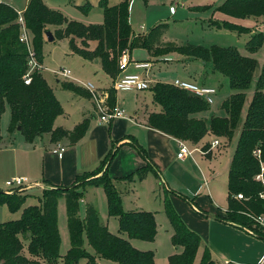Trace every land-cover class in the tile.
<instances>
[{
	"label": "trees",
	"instance_id": "trees-1",
	"mask_svg": "<svg viewBox=\"0 0 264 264\" xmlns=\"http://www.w3.org/2000/svg\"><path fill=\"white\" fill-rule=\"evenodd\" d=\"M103 8L102 23H83L68 19L61 11L52 9L43 0H29L24 17L34 34V46L38 59L43 62V43L48 26H55L56 38H68L72 52L87 60L99 58L102 69L112 78L120 73L119 59L126 49L131 50L137 43L133 37L130 23V0L109 5L100 0ZM87 11L88 4L83 5ZM86 7V8H85ZM218 10L236 18L251 16L264 18V0H225ZM17 10L6 1L0 0V139L2 115L8 106L10 122L8 131L14 132L21 126L25 140L33 143L44 134H50L52 141L67 139L70 145L76 144L86 133L89 120L86 118L72 130L55 127L56 118L64 112L42 72L34 71L29 84L24 76L28 70L27 49L19 40ZM218 24V23H217ZM225 26L247 27L232 22ZM170 24L156 23L146 34L142 46L153 55L161 56L177 52L203 62L211 63L213 69L228 79L231 93L223 102L224 116H213L210 120L195 116L207 111L209 103L167 82H156L151 86L153 101L159 111L149 114L147 125L178 139L198 143L207 134L225 137L229 141L235 135L241 120L246 101V90L250 87L258 66L255 57L243 55L233 46H204L187 42L178 44L173 41L162 42L163 35ZM96 42L95 46L92 43ZM264 42L263 32L251 35L247 41L250 53H256ZM79 94L90 95L87 90L73 82L63 85ZM116 91L109 89L108 102L115 106ZM137 150L147 157L145 150L132 141ZM210 144L203 146V150ZM260 149V155L254 151ZM110 154L94 170L78 175L74 184L68 187L51 186L43 190L40 203L24 206L27 194L19 191L7 193L0 190V204H7L12 211L22 209V217L0 222V264H51L62 258L64 264H77L83 258L87 264H100L97 257L113 261L115 264H156L155 253L151 250L136 248L130 239L154 241L157 235V221L152 211H125L122 197L108 175V165L113 157ZM264 162V67L258 76L254 94L240 130L235 151L228 171V206L225 215L217 218L246 228L251 233L264 238V225L256 221L264 216V185L256 179ZM148 172L159 177L158 171L150 166L139 168L135 173L122 177L133 180L142 179ZM101 173V174H100ZM87 186H102L107 194L108 214L116 216L119 232L112 233L108 226L101 223L96 208L89 204L85 219L79 216L80 201ZM238 194L244 197L237 198ZM61 196L66 198L68 227L72 246L62 257L60 254L61 237L57 224V205ZM183 199L188 200L186 195ZM165 211L173 227L172 243L182 250L169 256V264H194L202 246L201 235L190 228L174 208L170 198H165ZM84 233L95 250L91 253L84 247ZM24 240L27 241L30 257L24 253ZM199 264H220L216 261L208 245H204ZM227 264H242L229 262Z\"/></svg>",
	"mask_w": 264,
	"mask_h": 264
},
{
	"label": "rangeland",
	"instance_id": "rangeland-1",
	"mask_svg": "<svg viewBox=\"0 0 264 264\" xmlns=\"http://www.w3.org/2000/svg\"><path fill=\"white\" fill-rule=\"evenodd\" d=\"M8 1L12 2L19 11L23 10L28 3V0ZM43 1L47 6L52 9L61 11L68 19L71 20H78L86 24L102 23L104 21L103 8L99 5L100 0ZM107 1L109 5H114L119 3L121 0ZM224 1L225 0H130V23L133 28L134 34L138 36V38L134 37L138 41L134 46V51L132 52L133 58L146 57L148 55L147 49L142 46L141 40L144 39V37L141 36H144L156 23L159 22H166L170 24L168 31L162 37V41L164 42L173 41L178 44H185L187 42H190L204 46H233L236 47L240 51V53L248 56L249 51L246 45L247 41L251 37L249 33L250 31H241L238 28L228 27L224 25V22L226 21L223 17L226 16L221 14V12L218 10V7ZM87 4L90 6L88 8V11L84 9V7H82L83 5L87 6ZM171 6L174 7L175 11L177 12L176 14L170 13ZM246 19H248V21H240L237 25L240 24V26L243 27L246 26L247 28H256L258 31L263 32L264 34V18L247 17ZM48 27L53 33L55 26ZM170 54L175 56L179 55L180 53L178 54L174 52ZM183 55L184 54H182V56ZM251 56L257 59L258 66L254 73L252 83L246 90L247 97L243 107L244 110L241 116V120L238 124L235 135L232 140H230L229 144L226 143L227 141L225 142L222 140V143L227 144V146L225 147L221 143H219L221 144V147L217 148V150L221 151H213V153L217 154L216 156L212 157L214 160V167L211 166V168L212 170L214 169L215 177L211 182L210 187L212 198L214 199L215 204L219 206L218 209L226 208L228 203L227 185L229 163L239 139L240 130L248 110L249 101L253 96V91L255 90L258 76L261 73L262 68L264 67V42L258 52L253 55L251 53ZM150 59L153 61V67L149 68L152 83L160 81L172 84L174 80L178 78L181 80L188 79L198 84L199 81L202 82L201 78L203 74L209 73V77H206V83L215 86L214 88H216L218 92L211 97V100L209 101V109L204 113L207 120H210L213 116L222 115L224 111L221 107L222 101L231 93L236 92L234 89L230 88L227 78L222 74L218 73L216 76H210V71L208 70V68L204 69V67L202 66V60L200 59L192 57L191 59L186 60L184 63H180L177 60L173 62H165L154 57H150ZM42 65L43 69L41 68L38 71L42 72L49 85L53 88L56 97L58 98L64 109V113L59 115V117L57 118L56 124H62L67 129H72L73 127H75V124H79V122L83 120L84 116L81 118L82 111L85 112L90 104V101L88 98H86V95L79 94L73 90L65 88L63 86L65 83L73 82L74 84L82 88L84 86V83L89 82L93 83L96 87H109L113 86L114 84V81L102 69L100 59L95 58L93 60H87L80 55L72 52L69 46L68 38H56L54 41H48L47 37L45 36V41L43 43ZM67 69L71 71V76L66 77L61 73ZM115 91L117 92V98L121 103V107H124L127 112V119L134 116V112L131 110L135 108L138 100L140 104L147 101L151 108H154L155 110L157 109V107L155 108L152 102L147 99V95H149L150 90H144L142 92H136L135 90ZM212 113L213 115L210 116ZM95 119L96 118L91 119L90 122L95 123ZM9 122L10 110L7 106L1 120L2 134L8 131ZM109 123H105L107 128L103 129L108 139L110 140L111 138V145L112 147H114L110 155V157H113V159L109 166L108 175L112 179V182L115 184L116 189L120 191V194H122V190L126 195L121 196L123 208L125 211H152L155 213L157 221V235L155 237V240L146 241L141 239H133V245L140 250L153 251L155 253L156 264H169V256L174 252H177V250L175 249L177 247L173 245L171 239L173 234V227L165 211V198L168 195L174 208L179 214L181 209H185L186 203L182 200V202H180L181 204H179L178 206L176 205L175 201L171 199V191L169 189H166V185L164 184V180L166 181V179L157 180L156 178H154V176H149L147 174L142 179H126L129 182L124 181L118 184V182L121 180V175H119L120 173H117L119 172L117 166L119 155L121 154L122 149L128 147L129 145L124 142L119 143L120 139H114L113 137H110ZM100 129L102 128H97V130ZM142 138H145V136H143ZM214 139H218L220 141L219 137H214ZM214 139L211 136H205L201 140V145L203 144L202 146H204L208 143L210 144ZM187 144L190 148H195V145L193 143L189 142ZM202 146H198L199 149ZM222 147L225 148L222 149ZM199 149L195 150L194 152L195 160L191 159L192 165L196 166L197 162V165L201 166L204 174L206 175V159L209 158L206 157V150H204V153L202 150L200 152ZM187 168H190V166L187 165ZM61 175L63 176V168L62 166H60V163H56V166L54 168L47 169L45 166V180H41L44 184L49 182L47 184L50 185L44 188L34 186V189L32 188L33 190L28 191L29 194L26 192L23 193L25 190L27 191V189L19 191V193H21L22 195H28L24 202V206L39 204V198L42 196L43 190L45 188H49L51 186L68 187L73 184V180L67 185H65L66 183H64L63 181H56L58 178H60ZM194 176L197 179V182L201 183L202 185L200 187L197 182L194 183L193 187L194 191L196 192L195 195H198V198L196 199L197 204L195 203V201H191V203H195V205L200 209H206L205 207H203L206 206V195L208 194L206 192V186L202 177H197L196 175ZM75 177L76 176H74V179ZM49 179H51V181ZM200 180L202 181L200 182ZM29 182L32 183V180H29ZM0 190L6 192L5 187ZM89 204L93 205L96 208L100 222L107 225L112 233H119L123 237L127 238L126 233L119 232L118 218L116 216H110L108 214L107 194L104 187H86L80 201L79 216L82 219H85L86 209ZM21 217L22 209L12 211L7 204H0V222L9 219H19ZM57 224L61 237L60 254L63 257L72 246L70 231L68 227V215L66 210L65 196H61L58 200ZM84 241V247L91 253H95V250L88 241L86 233H84ZM24 243V253L30 257L27 241L24 240ZM180 249L182 250V247ZM201 256V250H199L194 264L200 263ZM97 262L100 264H115L113 261L101 258L99 256L97 257ZM51 264H64V262L62 258H60L57 262ZM77 264H87V259L83 258Z\"/></svg>",
	"mask_w": 264,
	"mask_h": 264
},
{
	"label": "crops",
	"instance_id": "crops-1",
	"mask_svg": "<svg viewBox=\"0 0 264 264\" xmlns=\"http://www.w3.org/2000/svg\"><path fill=\"white\" fill-rule=\"evenodd\" d=\"M2 1H6L17 10V8L14 6L12 2H9L8 0H2ZM25 8L22 10L23 12L25 11ZM170 13L176 14L177 12L171 11ZM221 14L226 16L223 18H225V21L228 22L238 24L240 21H248V19L246 18H236V17L234 18L233 16L231 17L230 15L222 12ZM251 17H255V16H251ZM257 18H263V17H257ZM257 32L260 31H258L256 28H250V32H249L250 36ZM146 34L141 37H145ZM133 37L138 38V36L134 34V31H133ZM143 40L144 39H142L141 42H143ZM95 45L96 42H93L92 46ZM144 48L147 49L146 47ZM134 49L135 48L129 50L131 59L151 63L150 68L153 67V61L150 59V57H154L158 60H163L165 62L166 61L173 62L177 60L180 63H184L186 60L192 58L187 55L182 56V54L179 53H178L179 55H175V56L171 55L170 53L157 56V55H153L148 49H147L148 55L146 57L133 58L132 52L134 51ZM253 54L255 53H252V55ZM248 56H251L250 52ZM202 63L204 69L208 68V70L210 71V76L212 75L216 76L219 73L218 71H215L213 69L211 63L203 62V61ZM128 72H141L143 77L146 80H148L151 86L156 83V82L155 83L151 82L152 79L150 77L149 69L138 70L135 69L134 66L130 65L128 68ZM107 75L113 81L115 80V78H112L109 74ZM206 77H209V73L203 74L201 78L202 82L199 81L198 84L215 87L211 84L206 83ZM112 87L113 86H109V87L98 86L97 88L99 90L106 91L109 94V89ZM83 89L86 90L84 86ZM145 90H150L149 95H147L148 96L147 99L150 102H152L155 108L157 107L156 110L154 108H151L146 100H145L146 102H143L141 104L138 100L135 108L131 110L134 112V116L128 119L127 117L116 118L114 119V122L112 120V122L109 123L110 137H113L114 139H120L119 143L124 142L129 145L128 147L123 148L121 154L119 155V161L117 163L119 172L117 173H120L119 175H121L120 177L121 180L118 182V184L124 181L129 182L126 179H123L122 177L135 173L139 168L144 167L146 165L150 166L151 168L158 171L159 177L152 172H148L147 174L149 176H154V178H156L157 180L166 179V181L164 180V184L166 185V189H169L171 191V199L175 201L176 205L178 206L179 204H181L180 202H182V200L186 203L185 209L180 210V215L182 216V218L190 228H192L201 235L203 241L202 246L200 248L201 254L203 252L202 251L203 247L206 244L208 245L213 258L216 261H218L220 264H227L229 262H236L242 264H264V238H261L251 233L246 228L240 227L230 222L222 221L217 218L218 215H225V211L227 210L228 203L226 208L224 209L221 208L222 210L218 209L219 206L215 204V201L211 195L210 185L215 177L214 169L212 170L211 168V166H213L214 164V160L212 157L216 156L217 154V153H213V151L221 147V144L226 147L230 141L225 137H219L221 144L213 147L212 143H210L211 147L206 150V157H208L209 159H206V175H205L201 166L200 165L198 166L196 161H195L196 166L192 165V161H191V159L195 160L194 157L195 150L199 149L198 146L203 145V144L201 145V140L198 143L194 144L195 148H191L194 150L192 155L187 156L184 159H180L177 157V153L179 151L180 139L173 137L169 134H166L164 132H161L159 130L153 129L147 125L149 114L154 111H159L160 107L156 105L153 101V92L151 91V87ZM135 91L142 92L144 90H135ZM86 96H87L86 98L89 99L90 104L88 108L85 110V112L82 111L81 118L83 116H84L83 120L87 118L89 120V126L85 135L74 145H70L67 139L52 141L50 134H44L37 137L33 143H29L25 140L23 134L20 133L21 130H16L14 132L7 131L2 134V138L0 139V189L5 187L6 192L8 193L9 191L10 193L11 190H8L9 187L6 185V181L16 176H26L29 178V180H32V183H36L37 187H41V188L47 187L50 185L47 184L49 182L44 184L41 180V179H43V181L45 180L44 168L45 166L47 169L54 168L56 166V163H60V166H62L63 168V176L61 175L60 178H58L56 181H63L64 183H66L65 185H67L71 183V181L73 180L74 181L73 184H74L78 175H81L87 171L94 170L101 164V162L110 154V152L113 151L114 147H112L111 145V141H110L111 138L109 140L108 137L106 136L105 131L103 130L107 128L105 123L99 121V116H97V112L95 111L94 102L91 98V95H86ZM115 105L121 107V103L117 98V92H116ZM122 108L125 110L124 107ZM243 110H242V114H243ZM205 112L207 111L197 113L195 116L206 118L204 114ZM212 115L213 113L210 116ZM224 115H225V111H223V114L220 116H224ZM57 118L55 120L54 126L55 127L61 126L65 128L62 124H58V125L56 124ZM94 118H96L95 119L96 122L95 123L90 122L91 119ZM77 124H75L74 126H76ZM97 128H102V129L97 130ZM72 129L68 128L67 130H72ZM143 136H145V138H142ZM206 136H211L213 137V139L214 137L216 138V136L211 133L207 134ZM222 140L225 142L227 141L226 142L227 144L222 143L223 142ZM132 141H136V143L139 144L140 147H142L145 150V152L147 153V157H144L137 150V148L134 146ZM187 143H189V141H187ZM59 145L65 147V151L63 152L62 157H59L56 153L53 152V148L58 147ZM225 147H222V149ZM201 150L204 151L203 146L199 149L200 152ZM217 151L220 152L221 150H217ZM232 157L233 154L231 156V160ZM110 163L108 165V171H109ZM230 163H229V167H230ZM187 165H189L190 168H187ZM194 175H196L197 177H202L204 184L206 186V192L208 193L207 194L208 197L206 195L207 198L206 206L202 205L206 209L204 208L200 209L198 206L195 205V203L197 204L196 199L198 198V195H195L196 192L194 191V187H193L194 183L197 182V179L195 178ZM74 176H76L75 179ZM136 178H134L133 180H135ZM49 180L51 181V179ZM201 181L202 180H200V182ZM198 184L201 187L202 184L201 183ZM33 189L32 188L27 189V191L25 190L23 193L25 192L28 193V191H31ZM121 193H122L121 196L125 195V193L122 190ZM179 193L186 195L188 197V200L182 199ZM191 201L193 202L195 201V203H191ZM132 240L133 239H131V243L133 244ZM180 248L181 247H177L175 249L177 250V252H179L181 251Z\"/></svg>",
	"mask_w": 264,
	"mask_h": 264
},
{
	"label": "built area",
	"instance_id": "built-area-1",
	"mask_svg": "<svg viewBox=\"0 0 264 264\" xmlns=\"http://www.w3.org/2000/svg\"><path fill=\"white\" fill-rule=\"evenodd\" d=\"M170 10L172 12L175 11L174 7H171ZM18 17L17 23L19 25V40L23 43L27 49V66L28 70L24 76L25 83L29 84L32 79V73L34 71H38L41 68L43 69V65L38 59V55L36 53V49L34 46V34L28 27L26 23V19L24 17V12L21 10H17ZM134 66L135 69H149L151 63L139 60H132L129 54V50L126 49L122 52L119 59V69L120 73L114 80L113 88L115 90H145L151 87L148 80H146L141 72H128L129 66ZM64 76H71V71L69 69L61 72ZM176 87H179L183 90H186L190 94L198 96L200 98L205 99L208 103L211 100V97L217 93V89L211 86L199 85L197 83L188 81L175 79L172 83ZM85 89L90 93L91 98L94 102V108L96 109L99 121L103 123H109L116 118L128 117L126 111L119 106H110L108 102L109 94L106 91H100L93 83H84ZM220 143L218 139H214L212 141V146H217ZM65 151V147L59 145L58 147L53 148V152L56 153L59 157L63 156V152ZM193 149H191L185 140H179V151L177 153V157L180 159H184L187 156L192 155ZM205 153V151H203ZM256 154L260 155L261 150L256 149L254 151ZM256 179L261 181L264 185V162L261 163V171L256 175ZM6 185L9 187L11 192L21 191L25 189L33 188L37 186L36 183H30L29 178L26 176H16L10 178L6 181ZM10 192V193H11ZM264 196V194H262ZM244 196L242 194H238L237 198L241 199ZM256 221L260 224L264 225V216L260 215L256 218Z\"/></svg>",
	"mask_w": 264,
	"mask_h": 264
},
{
	"label": "water",
	"instance_id": "water-1",
	"mask_svg": "<svg viewBox=\"0 0 264 264\" xmlns=\"http://www.w3.org/2000/svg\"><path fill=\"white\" fill-rule=\"evenodd\" d=\"M45 35L48 41H54L56 39L55 35L50 30H46ZM18 130H21V126L18 127Z\"/></svg>",
	"mask_w": 264,
	"mask_h": 264
}]
</instances>
